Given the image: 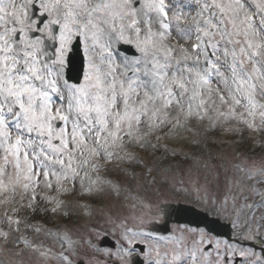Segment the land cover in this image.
I'll use <instances>...</instances> for the list:
<instances>
[{"label": "snow or ice", "instance_id": "6c2138e0", "mask_svg": "<svg viewBox=\"0 0 264 264\" xmlns=\"http://www.w3.org/2000/svg\"><path fill=\"white\" fill-rule=\"evenodd\" d=\"M0 264H264V0H0Z\"/></svg>", "mask_w": 264, "mask_h": 264}, {"label": "rangeland", "instance_id": "374dc122", "mask_svg": "<svg viewBox=\"0 0 264 264\" xmlns=\"http://www.w3.org/2000/svg\"><path fill=\"white\" fill-rule=\"evenodd\" d=\"M195 126V125H194ZM199 130H202V128H199ZM224 136V135H223ZM224 137H226V136H224ZM212 138L213 139H217V140H225L223 137H221L220 136V134H213V136H212ZM227 139V138H226ZM232 140V141H231ZM231 140H229L228 141V144H231V145H233V147H234V149H235V151L236 152H238V153H244V152H242L241 150H238L237 148V143L235 142V140L233 139V138H231ZM163 142V141H162ZM181 144H183V142L181 141L180 142V144H170V146H175V147H180L181 146ZM214 151H221V150H223V151H232V149H229L228 148V145H223V146H221V147H217V148H215V149H213ZM143 152H140L139 154H142ZM145 154H147V153H145ZM244 154H249V155H259V153L257 152V153H251V152H246V153H244ZM148 155V154H147ZM160 155H162V153H157V156H160ZM182 161V163L179 161H175L174 160V158H172L171 156H169L168 158H167V160H165L164 161V164L165 165H167V164H173V165H181V166H186V165H189V163H188V160H181ZM184 162V163H183ZM110 168H113V167H116V166H114V165H110L109 166ZM124 167H127V165H124ZM108 178L109 179H121L122 178V176H120L119 174H110V175H108ZM53 195L55 194V193H52ZM64 199H65V201L67 202V201H72V200H75V199H77V197H75V196H66V197H64ZM122 199V198H121ZM113 200H114V198H110V199H104V200H101V199H97L95 202H94V205H96V206H102V207H106L109 203H111V202H113ZM53 219H55V217H52ZM47 226V225H46ZM47 227H49V228H55L54 226H47Z\"/></svg>", "mask_w": 264, "mask_h": 264}, {"label": "trees", "instance_id": "16d2710c", "mask_svg": "<svg viewBox=\"0 0 264 264\" xmlns=\"http://www.w3.org/2000/svg\"><path fill=\"white\" fill-rule=\"evenodd\" d=\"M215 134H220L221 137H223L225 140H231V138H233L235 140V142L237 143L238 141L243 140V143H237L238 145V150H241L243 152H248L250 147H251V142L248 141L247 137H248V133L247 132H243V134L241 135H235V136H226L224 137L221 133H215ZM213 136V135H212ZM212 138V137H211ZM227 138V139H226ZM232 141V140H231Z\"/></svg>", "mask_w": 264, "mask_h": 264}, {"label": "flooded vegetation", "instance_id": "af4514ba", "mask_svg": "<svg viewBox=\"0 0 264 264\" xmlns=\"http://www.w3.org/2000/svg\"><path fill=\"white\" fill-rule=\"evenodd\" d=\"M174 216H176V215H174ZM173 219H175V218H173ZM174 221H175V220H174ZM219 230H220V231H223V232H225V233H228V232H229V229L226 228V227H221Z\"/></svg>", "mask_w": 264, "mask_h": 264}, {"label": "water", "instance_id": "95a60500", "mask_svg": "<svg viewBox=\"0 0 264 264\" xmlns=\"http://www.w3.org/2000/svg\"><path fill=\"white\" fill-rule=\"evenodd\" d=\"M72 63H73V58L71 59V64H72ZM80 64H81V60H80ZM181 208H182L181 206H178V207H177L178 211H179V210L182 211ZM183 210H184V209H183ZM178 211H177V212H178Z\"/></svg>", "mask_w": 264, "mask_h": 264}]
</instances>
